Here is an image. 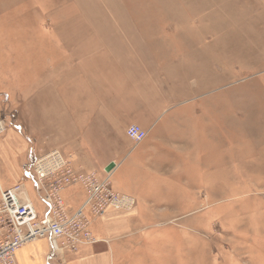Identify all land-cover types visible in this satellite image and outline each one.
Here are the masks:
<instances>
[{"label": "rangeland", "instance_id": "obj_1", "mask_svg": "<svg viewBox=\"0 0 264 264\" xmlns=\"http://www.w3.org/2000/svg\"><path fill=\"white\" fill-rule=\"evenodd\" d=\"M4 4L16 7L0 13V183L8 188L18 178L43 215L30 135L56 146L73 139L84 152L87 141V151L109 159L115 141L101 134L108 130L112 137L127 126L64 124L69 113L52 109L44 110L49 123L29 126L22 97L48 79L38 72H49L53 55L41 49L52 50L54 42L22 44L67 36L70 29L50 24L84 14L69 12L66 0H0ZM94 10L95 20L156 26L141 30L142 93L135 95L143 112L159 114L156 124L143 126L139 142L152 152L139 166L131 152L111 176V185L121 188L135 177L132 183L146 187V201L136 198L115 264H264V0H95ZM62 46L55 45L61 56ZM148 166L156 171L125 173Z\"/></svg>", "mask_w": 264, "mask_h": 264}, {"label": "crops", "instance_id": "obj_2", "mask_svg": "<svg viewBox=\"0 0 264 264\" xmlns=\"http://www.w3.org/2000/svg\"><path fill=\"white\" fill-rule=\"evenodd\" d=\"M66 1L68 4L65 6H69V12L84 14L82 17L79 15L76 20L60 19L50 24L52 28L70 29L67 36H61L58 39L35 36L28 38L25 44H22L27 46L32 44L42 48L41 46L48 43L49 40L54 42L51 45L53 46L51 47L52 50L41 49L43 53L49 56L53 55L52 59L51 57L48 58V60L53 61L49 72H45L43 75L41 71L38 72L39 78L48 76V79L38 80V87L36 89L28 88L25 91L27 94H23L22 97L23 109L27 110V113L25 111L27 124L32 126L49 123L47 121L49 117L44 111L47 109L66 110L69 113L70 120L63 123L74 126H128L138 124L147 128V126L156 124L159 114L156 112H150V114L143 112L141 101L139 100L138 104L135 103L136 93H142L140 78L143 74V38L141 30L143 27L156 26H142L141 22L134 20H95V0ZM15 7L16 5L12 4L0 5V13H12ZM63 11H66V9L59 10V12ZM23 12H29V8L26 10V7H23ZM31 12L39 14V10H32ZM37 22L38 25H43L40 21H33L32 23L36 24ZM35 28L40 27L35 26ZM55 45L64 46L65 51L62 56L60 52L56 53ZM29 51H31L30 48ZM148 51L150 53V48H148ZM36 59L38 60V57ZM9 133L13 132L10 131ZM13 135L17 136L15 133ZM95 135H100V133ZM101 135V140L115 141V144L109 150L112 154L109 159H104L106 156L102 153L103 151L99 153H97V150L87 151V141H84L85 152L81 149L84 153L82 155L80 148L73 139L66 141L62 146H56L42 136H30L36 138L34 146L38 155L58 149L71 160L76 168L89 171L103 172L106 168H112V174H114L120 164H123L125 157H128L131 152L135 151V158L131 162L137 166L143 162L144 155L152 152V149H145L143 142L135 143L129 139L125 131L114 133L111 137L110 132L107 130L106 133ZM77 136L80 138L79 134H75V140L78 139ZM19 139L22 140L21 137ZM4 143L0 145V151ZM126 149L127 151H124ZM116 153L115 157L118 156L119 160L114 157ZM10 157L3 156L5 159ZM15 159L16 156L11 157V162ZM147 171L153 172L156 170L148 166L145 169H128L125 173L132 174ZM16 180L13 185L20 182L18 178ZM131 180L134 181L135 177L129 178L131 185L129 184L127 188H121L117 185L114 187L112 185V187L116 191L133 196L135 200L138 198L140 201H146L145 185L132 183ZM23 186L29 197L24 184ZM85 196V191L78 185L69 186L62 191V197L69 211H73L80 205ZM134 209V207L119 210L109 209L100 217L94 218L91 224V232L96 241L81 246L75 252L65 251L63 254L51 256L52 251L49 240L39 238L17 249L15 252L16 263L115 264L121 239L131 232L135 219ZM136 212L138 213V211Z\"/></svg>", "mask_w": 264, "mask_h": 264}, {"label": "built area", "instance_id": "obj_3", "mask_svg": "<svg viewBox=\"0 0 264 264\" xmlns=\"http://www.w3.org/2000/svg\"><path fill=\"white\" fill-rule=\"evenodd\" d=\"M4 129L0 114V133ZM146 133L138 124H130L125 130L126 136L135 143L142 141ZM32 171L39 197L46 204L43 215L36 210L23 184L4 188L0 183V264H17V249L39 238L49 240L51 256L75 252L96 241L91 232L94 218L109 209L136 206L133 196L113 189L112 168L103 172L76 168L60 150L36 156ZM75 185L81 186L86 196L69 211L62 191Z\"/></svg>", "mask_w": 264, "mask_h": 264}, {"label": "bare ground", "instance_id": "obj_4", "mask_svg": "<svg viewBox=\"0 0 264 264\" xmlns=\"http://www.w3.org/2000/svg\"><path fill=\"white\" fill-rule=\"evenodd\" d=\"M21 248V247H20ZM56 255V254H55Z\"/></svg>", "mask_w": 264, "mask_h": 264}]
</instances>
